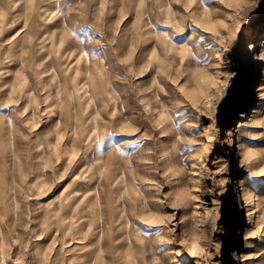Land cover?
I'll list each match as a JSON object with an SVG mask.
<instances>
[{"label":"rangeland","instance_id":"374dc122","mask_svg":"<svg viewBox=\"0 0 264 264\" xmlns=\"http://www.w3.org/2000/svg\"><path fill=\"white\" fill-rule=\"evenodd\" d=\"M0 17V156H20L0 264H264V0H0Z\"/></svg>","mask_w":264,"mask_h":264},{"label":"bare ground","instance_id":"6f19581e","mask_svg":"<svg viewBox=\"0 0 264 264\" xmlns=\"http://www.w3.org/2000/svg\"><path fill=\"white\" fill-rule=\"evenodd\" d=\"M27 4V3H26ZM33 4V3H32ZM25 7V6H24ZM33 9V8H32ZM40 10H41V8H39ZM39 10V11H40ZM43 11V10H42ZM31 16V17H28L26 20H25V23H24V25H23V28H21V31H20V34L21 33H26L25 34V36H28V37H30V38H32V39H34V40H32V44H31V48H33L34 46H35V41H38L40 38H41V36H40V34L42 33V34H46L48 31H47V28H46V26H44V24L42 25V24H38V22H36V16L32 13V12H29L28 13V15L27 16ZM37 15V14H36ZM2 17V16H1ZM0 17V18H1ZM48 19V18H47ZM46 20V19H45ZM43 35V36H44ZM50 35V34H49ZM48 35V36H49ZM59 35V34H58ZM47 36V37H48ZM22 38H24V36L22 37ZM26 39H28V38H26ZM41 40V39H40ZM47 40H48V38H47ZM59 42V41H58ZM58 44V43H57ZM30 48V49H31ZM75 48V47H74ZM43 49V48H42ZM26 50V49H25ZM73 51V50H72ZM39 52V51H38ZM40 54V53H39ZM50 55V54H49ZM70 57V56H69ZM40 58V57H39ZM41 58H43V57H41ZM53 58V57H52ZM29 60V59H28ZM28 60H26V61H28ZM38 60V59H37ZM40 60V59H39ZM42 60V59H41ZM26 64V63H25ZM27 65V64H26ZM73 65H74V63H73ZM28 66V65H27ZM71 66V65H70ZM48 72V71H47ZM48 73H50V72H48ZM47 73V74H48ZM57 73V72H56ZM58 74V73H57ZM41 85H43L42 83H41ZM33 92V91H32ZM110 102V101H109ZM13 136V135H12ZM6 139V137L4 136V140ZM20 141V140H19ZM74 141V140H73ZM19 144H20V142H19ZM18 144V145H19ZM21 145V144H20ZM110 147H111V145H110ZM19 149L18 150H20V151H22V152H24L25 151V148L24 147H18ZM110 149H112V148H110ZM109 149V150H110ZM117 149H115V151H116ZM118 151V150H117ZM23 153H21V155H22ZM109 155H110V157H114V153L112 152H110L109 153ZM116 156V155H115ZM17 157H20L19 156V153L17 152V154L15 155V156H13L12 154H11V152L10 153H7V154H5V153H3V156H0V176H2L3 175V173H6V176H5V178H4V181H0V188H1V196L3 197L4 195H5V193H6V191H9L10 193H13L14 195H17V193H18V189H17V182H14L13 184H11L9 181H8V179H9V177H15V175H17V171H18V168L17 167H15L16 166V164H15V162H14V159L15 158H17ZM15 165V166H14ZM85 167L86 166H84L82 169H81V171H80V173L81 174H83V173H85ZM104 186L107 188L108 186H109V184L108 183H104ZM114 186H118V187H121V185H120V182L119 181H117L115 184H114ZM241 186L243 187L242 189L244 190V185H243V183H241ZM80 193L81 192H77L76 194H75V198H76V200L78 199V196H80L81 197V195H80ZM244 195H246L245 193H244ZM258 195V194H257ZM251 198V197H250ZM259 198V197H258ZM7 199H8V197H7ZM81 200V199H80ZM135 206H136V204H134ZM94 214L96 215L97 213L100 215L101 213H104L103 212V209H95L94 211ZM128 217V216H127ZM120 218H122V222H124V218H123V216H121ZM263 220V219H262ZM264 222V221H263ZM94 225H95V227H93L92 228V232L94 233V234H97V228L99 227V225H96L95 223H94ZM109 225H111L112 226V224H109ZM91 231V230H90Z\"/></svg>","mask_w":264,"mask_h":264}]
</instances>
